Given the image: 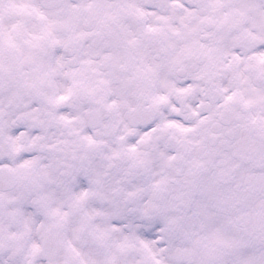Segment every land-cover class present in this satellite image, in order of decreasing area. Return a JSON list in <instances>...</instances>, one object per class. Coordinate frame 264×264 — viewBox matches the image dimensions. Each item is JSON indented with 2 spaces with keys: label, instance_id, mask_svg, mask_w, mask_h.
Wrapping results in <instances>:
<instances>
[{
  "label": "snow or ice",
  "instance_id": "obj_1",
  "mask_svg": "<svg viewBox=\"0 0 264 264\" xmlns=\"http://www.w3.org/2000/svg\"><path fill=\"white\" fill-rule=\"evenodd\" d=\"M0 264H264V0H0Z\"/></svg>",
  "mask_w": 264,
  "mask_h": 264
}]
</instances>
